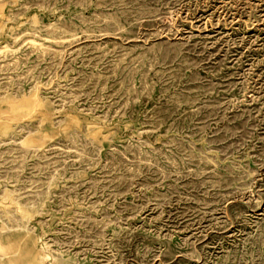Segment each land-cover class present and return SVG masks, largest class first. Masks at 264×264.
<instances>
[{
	"label": "rangeland",
	"instance_id": "obj_1",
	"mask_svg": "<svg viewBox=\"0 0 264 264\" xmlns=\"http://www.w3.org/2000/svg\"><path fill=\"white\" fill-rule=\"evenodd\" d=\"M0 264H264V0H0Z\"/></svg>",
	"mask_w": 264,
	"mask_h": 264
}]
</instances>
